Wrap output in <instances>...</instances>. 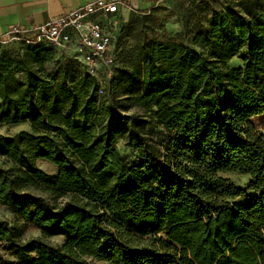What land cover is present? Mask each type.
<instances>
[{
    "label": "trees",
    "instance_id": "16d2710c",
    "mask_svg": "<svg viewBox=\"0 0 264 264\" xmlns=\"http://www.w3.org/2000/svg\"><path fill=\"white\" fill-rule=\"evenodd\" d=\"M201 11V50L156 35L126 66L125 20L107 86L45 43L0 53V123L31 124L0 135V205L24 221L0 219V264H264V134L250 121L264 114V0ZM153 123L170 133L153 140ZM29 225L42 235L23 239ZM160 234L170 246L141 239Z\"/></svg>",
    "mask_w": 264,
    "mask_h": 264
},
{
    "label": "rangeland",
    "instance_id": "374dc122",
    "mask_svg": "<svg viewBox=\"0 0 264 264\" xmlns=\"http://www.w3.org/2000/svg\"><path fill=\"white\" fill-rule=\"evenodd\" d=\"M172 2L160 3L157 7L142 13L132 12L130 17L126 20V33L119 40V61L122 65L126 66L130 60L132 51L142 43L144 40H151L156 35L163 38H183L192 47L201 50L197 45L193 43L194 33L197 31V23L194 16L190 13L192 11L202 10L203 17H207L210 11L214 8H222L228 0H171ZM22 47V40H12L0 44V53L4 49H9L13 53L18 54ZM243 62L238 57H235L230 62V66H242ZM139 112L142 110L135 107L129 110V113ZM251 126L260 133L264 134V114L253 117L251 120ZM30 123L23 124H2L0 123V135L9 136L21 130H30ZM165 127L153 123L149 127V135L155 141H160L164 138V134H169ZM118 149L123 155H128L131 158L135 157V153L124 145L122 140L118 143ZM38 165L46 172L55 174L57 173V166L46 159H39ZM232 181L245 189L249 186V177L241 175L239 173H230L227 175ZM33 191L43 194L48 197L52 203H63L67 197H57L54 192L43 190L41 188L33 189ZM252 193L248 190V194ZM246 197L242 196L236 201H243ZM0 219H7L11 223L23 226L24 221L19 219L13 212L7 207L0 205ZM42 233L39 229L33 225L27 226L24 231L23 239H29L35 236H41ZM144 241H153L161 248L170 246L169 240L163 235L149 236L141 238ZM47 240L53 243H63L64 236H51L47 237ZM91 264H110L107 261L99 259H91Z\"/></svg>",
    "mask_w": 264,
    "mask_h": 264
},
{
    "label": "built area",
    "instance_id": "2783aa9c",
    "mask_svg": "<svg viewBox=\"0 0 264 264\" xmlns=\"http://www.w3.org/2000/svg\"><path fill=\"white\" fill-rule=\"evenodd\" d=\"M123 4L124 0H92L69 13L43 20L34 41L23 39V29L15 26L0 39V44L17 39L45 43L59 57L76 60L82 74L107 86L117 67L115 39L126 20L121 13Z\"/></svg>",
    "mask_w": 264,
    "mask_h": 264
},
{
    "label": "crops",
    "instance_id": "0c3cea01",
    "mask_svg": "<svg viewBox=\"0 0 264 264\" xmlns=\"http://www.w3.org/2000/svg\"><path fill=\"white\" fill-rule=\"evenodd\" d=\"M92 0H0V39L13 27L23 29L25 40H36L37 26L49 17L69 13L71 10ZM206 1V0H205ZM171 0H124L121 13L127 20L132 12H146L160 3Z\"/></svg>",
    "mask_w": 264,
    "mask_h": 264
}]
</instances>
